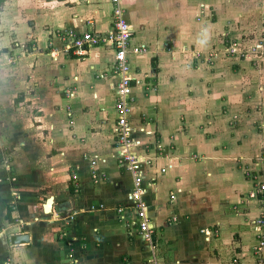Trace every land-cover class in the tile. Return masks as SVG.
Here are the masks:
<instances>
[{
    "label": "crops",
    "instance_id": "1",
    "mask_svg": "<svg viewBox=\"0 0 264 264\" xmlns=\"http://www.w3.org/2000/svg\"><path fill=\"white\" fill-rule=\"evenodd\" d=\"M174 3L176 0H123L126 18L132 26L129 61L135 82L130 122L133 137L142 142L133 151L150 161L143 164L144 198L148 203L150 227L153 228V238L148 243L138 228L139 216L132 208V175L118 162L115 103L119 78L112 71L114 50L100 45L90 48L83 56H77L73 52H64V42L59 36L60 32L70 29L77 34L86 31L101 35L108 33L112 26L111 0L5 2L0 17V41L8 35L18 40L24 34V42L29 38L30 43L25 46V76L19 71L13 72L12 88L5 89L4 93L0 89V115L25 114V139L17 141V137L11 135L9 141L2 140L4 143L0 139V151L10 147L18 155L23 153L27 161L22 163L20 175L25 174L27 181L26 171L36 179L41 178L36 185L29 183L37 190L36 194L46 198L43 210L50 218L54 213L53 222H62L64 218L57 215L64 217L62 214L70 209L75 211L76 220L70 227L56 222L61 231L56 232V240L52 239L47 245L36 235L37 229H32V233L9 236L5 229L2 230L0 259L3 253L18 245L12 239L19 235L28 236L27 242L19 243L25 249L40 246L44 252L38 260L43 264H71L69 254L74 260L72 264H228L225 260H238L234 256L240 260L249 258L245 246L255 239L256 231L253 233L250 224L241 217L231 213L226 217L227 208L231 209L229 202L235 209L241 208L236 205L241 195L234 197L236 191L247 188L242 185L244 175L236 169L239 181L227 182L216 162L213 166L203 162L204 166L198 165L196 173H189L193 165L185 160L180 136L177 133L172 136L177 129L170 130V122L167 124L160 119L173 103L170 102L173 96L174 100L180 93L185 96L186 91L180 92L178 86L188 78L179 77L176 62L169 52L180 45L177 31L182 32L177 26L178 18L172 11H167ZM166 20L170 21L168 26L164 23ZM7 92L9 102L20 106L25 102L28 107H3ZM175 102L173 105L177 104ZM170 108L167 114L176 115L175 109ZM34 116L39 118L41 125L33 124ZM17 130L15 124L9 131ZM40 131L42 136L38 134L34 138L33 133ZM32 146L41 150L51 148V155H42L41 152V160L34 166L33 161L38 156L30 155ZM65 146L71 151H62ZM173 151L179 156L176 160L169 158ZM13 157L17 158L11 153L10 162ZM11 163H15L17 172L19 161ZM64 165L72 167L76 174V189L69 184L66 190V185L58 184L63 178L59 180ZM4 183L0 178V226L3 220L12 223L7 219L8 213H3L2 204H11L9 202H13L15 196L9 183ZM221 185L223 194L224 189L230 191L227 204V197L215 187ZM65 190L67 194L60 193ZM60 195L66 198L61 199ZM50 199L53 203L49 212L45 206ZM242 202L245 200H240ZM253 202L248 201V204H257V201ZM41 227L39 229L43 230ZM210 227L219 236L206 233L205 229ZM205 234L213 237L212 241H208ZM225 243L229 244L228 250Z\"/></svg>",
    "mask_w": 264,
    "mask_h": 264
},
{
    "label": "rangeland",
    "instance_id": "2",
    "mask_svg": "<svg viewBox=\"0 0 264 264\" xmlns=\"http://www.w3.org/2000/svg\"><path fill=\"white\" fill-rule=\"evenodd\" d=\"M5 5L4 3L1 16ZM167 11H172L173 16L178 18L175 20L182 30V32L177 31L180 33L177 37L180 45L169 52H171L173 61L176 62L179 77L188 76V78L186 82L178 86L180 92L186 91L185 96L180 93L175 100V96L172 95L173 99L170 95L168 96L171 98L170 102L176 101L177 103L170 105L175 109L176 115L167 114L171 111L168 106L160 119L167 124L170 122L171 125L168 126L170 130L177 129L173 131L172 136L174 133L180 136L185 160H189V164L193 165V170L191 169L189 173H196L197 166L203 165V162L211 166L216 162L219 165L217 169L223 173L222 176L227 182L239 181L236 169L244 175L242 185L247 188L236 191L234 197L241 195L238 203L240 200H245L240 204L236 203L237 206H241L239 209H235L230 204L227 197L230 193L229 189H224L225 194L223 190H220L224 181L220 187L215 186L227 197L225 203L229 202L231 207L229 210L227 208L226 217H229L228 213L241 217L250 224L253 233L256 231L255 239L247 245L244 244L249 251V258L240 260L238 256H234L238 258L237 261L225 260V262L228 264H264V229L262 228L260 232L256 230L261 215L264 213V201L260 198L257 204H252V206L248 204V201L251 203L256 201L250 198V192L258 190L257 183H260V179L264 185V0H176V3L172 4ZM164 23L168 26L170 21L166 20ZM21 38L23 40H20ZM20 39L16 40L13 35H8L4 41H0V89L3 93L5 89L12 88L10 80L13 72L19 71L24 74L23 77L25 76V64L27 63L25 46L30 42L29 38L24 42V34ZM12 48L17 49L11 51ZM8 93H6L7 98L3 99L4 102L6 101L3 107L23 109L26 106L24 101H22L24 102L22 106L17 105L16 102H9L11 100ZM21 111L23 110L19 112ZM21 115H0L1 141H9L10 135L17 137V141L25 139L24 130L27 123L24 119L25 114ZM66 119L68 120V117ZM32 120L33 124L41 125L36 116ZM15 124L18 125V130L10 132L9 130H13ZM33 134L36 138L38 134L42 136V131ZM47 134L48 132L45 135ZM50 149L41 150L39 147L32 146L29 151L30 155L34 158L38 156L37 160L33 161V165H37V161L41 160V152L42 155H47ZM62 149L66 153L71 151L69 146ZM152 150H154V145ZM0 152L2 157L0 160L1 182L9 183L14 189L13 195L15 194L14 201L9 202L11 204L7 205V202H3L5 206L2 204L3 213L5 211L7 214L10 210L12 211L11 218L14 222L9 223L3 220L0 226V236L4 229L8 236L15 233H32V229H37L35 230L36 235L44 239V244H49L52 239L56 240L55 233L61 231L57 223L65 227L72 226L76 220L75 211L71 209L65 211L62 214L64 217L57 215L58 218H64L62 222L60 220L53 222L54 213L50 218L49 214L43 210L46 198L36 194L37 190L29 183L36 185L41 178L36 179L32 173L29 174L26 171V177L29 176V181H27L25 174L20 175L22 174L20 168H23L26 160L23 153L20 152L18 155V152L11 150L10 147H5ZM11 153L17 156V158L13 157L11 162L19 161L17 172L15 163L12 164L9 161ZM172 155L169 156L172 160L179 157L174 151ZM92 164L94 165V162ZM189 164H184V166ZM71 168L64 165L63 175L60 174L59 177V180L63 178L58 184H63V187L66 185L68 187L66 190L69 189V184L75 189L78 187L77 176ZM226 185L229 187V184ZM66 190L60 193L67 194ZM59 198L65 199L66 196L60 195ZM57 217L55 219H58ZM35 218L39 223L35 221L33 223ZM40 223H43V227ZM36 224L40 226L37 227ZM205 230L206 233L213 232L214 237L219 236L212 227ZM205 236L208 241H212L213 237L207 234ZM228 245L225 243L227 250ZM25 248L23 245H14L2 254L0 264H43L38 260L44 252L40 246L30 250ZM68 259L72 264L74 261L72 254L68 255Z\"/></svg>",
    "mask_w": 264,
    "mask_h": 264
},
{
    "label": "built area",
    "instance_id": "3",
    "mask_svg": "<svg viewBox=\"0 0 264 264\" xmlns=\"http://www.w3.org/2000/svg\"><path fill=\"white\" fill-rule=\"evenodd\" d=\"M112 26L108 33L101 35L95 32L86 31L77 34L74 30L60 32V39L64 42V52H73L77 56L85 55L92 47L105 45L114 50V61L112 71L118 76L116 85V103L115 111L116 133L115 142L119 149V164L128 171L133 178V188L130 199L132 208L139 216L137 223L144 240L151 243L153 238V228L150 227V219L147 216L148 203L144 195L146 194L145 180L143 175V164L150 162L144 156L134 153V149L141 146L142 142L133 137L132 126L130 122L131 104L133 102V83L134 78L131 75V66L129 55L131 50L132 26L126 18V10L123 6V0H111ZM264 158V155H263ZM165 172V169L161 170ZM258 190L250 192V198L256 201L261 198L264 201V185L260 179L257 183ZM120 209V212L123 211ZM264 229V213L261 215L257 229L259 232ZM262 234V233H261ZM260 238V237H259ZM261 238L262 235H261Z\"/></svg>",
    "mask_w": 264,
    "mask_h": 264
},
{
    "label": "water",
    "instance_id": "4",
    "mask_svg": "<svg viewBox=\"0 0 264 264\" xmlns=\"http://www.w3.org/2000/svg\"><path fill=\"white\" fill-rule=\"evenodd\" d=\"M52 203H53V201L51 199L49 201H47V204L45 206V210L46 211H49V212L51 211ZM48 207H49V210H48ZM27 241H28V236L27 235L15 236L12 239V242L14 244H19V243H23V242H27Z\"/></svg>",
    "mask_w": 264,
    "mask_h": 264
},
{
    "label": "trees",
    "instance_id": "5",
    "mask_svg": "<svg viewBox=\"0 0 264 264\" xmlns=\"http://www.w3.org/2000/svg\"><path fill=\"white\" fill-rule=\"evenodd\" d=\"M59 1H64V0H59ZM6 2V0H0V17H1V12H2V7L4 5V3ZM71 189L73 190V187H71ZM10 211L8 212L7 214V219L10 221V222H13V219L11 218V215H10Z\"/></svg>",
    "mask_w": 264,
    "mask_h": 264
},
{
    "label": "bare ground",
    "instance_id": "6",
    "mask_svg": "<svg viewBox=\"0 0 264 264\" xmlns=\"http://www.w3.org/2000/svg\"><path fill=\"white\" fill-rule=\"evenodd\" d=\"M53 201V200H52ZM48 210H49V207H48Z\"/></svg>",
    "mask_w": 264,
    "mask_h": 264
}]
</instances>
